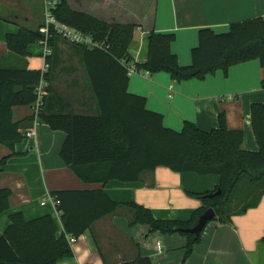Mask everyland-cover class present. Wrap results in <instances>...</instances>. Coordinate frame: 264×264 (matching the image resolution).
<instances>
[{
	"label": "crops",
	"instance_id": "0c3cea01",
	"mask_svg": "<svg viewBox=\"0 0 264 264\" xmlns=\"http://www.w3.org/2000/svg\"><path fill=\"white\" fill-rule=\"evenodd\" d=\"M68 3L73 10L106 22L138 24L128 49L131 65L148 60L151 30L175 34L172 52L180 65L190 66L201 29L210 28L223 34L229 32L233 23L264 18V0H68ZM26 17L21 23L13 21L11 14L0 15V68L41 69L44 58L39 43L28 48L26 58L12 54L7 46V35L27 27ZM41 24L42 20L34 30ZM58 48L59 59L49 86L62 102L55 100L51 110L62 111L63 103H67L68 112L96 115L98 104L80 51L62 41ZM263 81L264 67L259 60H252L232 66L227 75L220 70L203 81L177 82L165 72L149 76L136 73L130 76L129 92L145 97L148 109L163 115L165 127L177 132L186 121L202 131L218 129L219 115L224 113L230 129L243 130V149L257 152L260 147L251 108L256 103L264 104ZM11 117L20 124L23 139L14 150L6 146L0 149V190L12 191L10 209L0 216V237L15 213H22L27 220L51 215L62 231L63 222L56 205L50 201L42 205L47 194L101 189L119 203L117 210L74 239L73 257L58 264H118L139 255L150 257L152 264H264V180L256 185L242 181L230 206L229 220L224 224L209 222L201 241L186 258V237L179 233H150L149 226L133 224L134 211L128 205L149 208L156 219L188 221L203 205L198 195L218 188V175L177 173L159 167L142 174L138 182L87 184L60 156L67 139L64 131H54L36 119L33 105L14 106ZM30 131L36 134L28 137ZM159 244L163 247L161 251Z\"/></svg>",
	"mask_w": 264,
	"mask_h": 264
},
{
	"label": "trees",
	"instance_id": "16d2710c",
	"mask_svg": "<svg viewBox=\"0 0 264 264\" xmlns=\"http://www.w3.org/2000/svg\"><path fill=\"white\" fill-rule=\"evenodd\" d=\"M57 2L52 12L60 23L91 36L103 46L89 48L70 44L80 51L99 111L96 115H77L66 110L67 103H63L62 111L51 110L55 100L62 102L49 86L59 59L58 44L64 41L54 37L50 41L54 50L49 59L51 67L44 75L47 87L40 120L52 130L67 134L60 156L87 184L138 182L142 174L159 167H168L177 173L218 175V188L198 195L203 205L188 221L156 219L149 208L128 205L134 211L133 224L149 226L150 233H179L186 237V258L190 257L202 233L197 236L179 229L195 227L200 216L211 208L216 212L213 221L226 223L239 184L248 180L256 185L264 180V104L256 103L251 108L252 125L260 147L257 152L243 149V130L230 129L224 113L219 115V128L210 132L189 121L180 132L167 128L164 116L150 111L145 97L129 92L128 65L132 58L128 49L138 24L106 22L73 10L68 0ZM148 37V60L137 64L138 70L152 74L165 72L177 82L203 81L220 70L227 75L232 66L252 60H259L264 67V18L233 23L229 32L223 34L210 28L201 29L190 66L180 65L172 52L175 34L151 30ZM43 39L40 27L37 30L21 27L16 34L7 35V46L12 54L26 58L28 48ZM41 76L40 70L26 67L0 68V149L6 146L14 150L22 141L20 124L12 121V108L34 104ZM218 190L222 194L210 198ZM11 197V190H0V216L10 209ZM53 197L63 230L51 215L33 220H27L22 213L11 215V224L0 237V264H58L72 258L71 240L78 239L119 206L101 189L59 191ZM118 264H152V261L148 256L139 255Z\"/></svg>",
	"mask_w": 264,
	"mask_h": 264
},
{
	"label": "built area",
	"instance_id": "2783aa9c",
	"mask_svg": "<svg viewBox=\"0 0 264 264\" xmlns=\"http://www.w3.org/2000/svg\"><path fill=\"white\" fill-rule=\"evenodd\" d=\"M57 3V0H45V20L40 26V33H42L44 39L40 41L39 44L43 48L44 62L40 69L42 73L41 80L36 88L37 99L33 104V111L36 119H40L39 114L44 106V97L46 95L47 87V82L44 75L49 71L51 67L49 59L53 56L54 53L50 41L54 37H59L69 44L80 45L89 48H103L102 44L95 42L91 36L80 32L76 28L60 23L52 12L53 9L56 7ZM136 73H142L144 76L150 75L149 71L140 72L136 65H128L129 76L134 75ZM35 134V131H30L27 133V136L32 137ZM48 201H50V203H52L53 205H56L55 198L51 194H47L46 200L42 202V205L45 206ZM72 241L73 240H71V242ZM162 249V245L159 244L158 250L161 251Z\"/></svg>",
	"mask_w": 264,
	"mask_h": 264
},
{
	"label": "rangeland",
	"instance_id": "374dc122",
	"mask_svg": "<svg viewBox=\"0 0 264 264\" xmlns=\"http://www.w3.org/2000/svg\"><path fill=\"white\" fill-rule=\"evenodd\" d=\"M9 14H11L13 21H19L21 23H24V19L27 16L26 18L29 21L26 24V28L34 30L40 20H42V24L45 20V0H0V15L7 16ZM238 193L236 192V197Z\"/></svg>",
	"mask_w": 264,
	"mask_h": 264
},
{
	"label": "water",
	"instance_id": "95a60500",
	"mask_svg": "<svg viewBox=\"0 0 264 264\" xmlns=\"http://www.w3.org/2000/svg\"><path fill=\"white\" fill-rule=\"evenodd\" d=\"M222 194L221 190L210 195V198H214L220 196ZM216 218V212L214 209L207 210L204 214H202L198 220V223L195 227L189 229H179L180 232L192 234V235H200L206 228L207 224L213 221Z\"/></svg>",
	"mask_w": 264,
	"mask_h": 264
}]
</instances>
